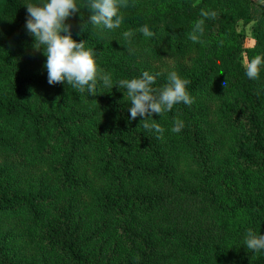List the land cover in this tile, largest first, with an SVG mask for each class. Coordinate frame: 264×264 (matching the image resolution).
<instances>
[{
  "label": "trees",
  "instance_id": "trees-1",
  "mask_svg": "<svg viewBox=\"0 0 264 264\" xmlns=\"http://www.w3.org/2000/svg\"><path fill=\"white\" fill-rule=\"evenodd\" d=\"M201 9L216 16L193 43ZM121 11L119 29L88 25L83 7L66 23L114 79L169 68L189 80L191 105L153 114L159 135L130 119L118 86L49 85L26 5L0 0V264H264L242 245L249 228L264 234V71L250 80L243 66L264 52V6L126 0ZM22 241L44 248L38 261Z\"/></svg>",
  "mask_w": 264,
  "mask_h": 264
},
{
  "label": "clouds",
  "instance_id": "clouds-1",
  "mask_svg": "<svg viewBox=\"0 0 264 264\" xmlns=\"http://www.w3.org/2000/svg\"><path fill=\"white\" fill-rule=\"evenodd\" d=\"M27 8L25 29L34 38L33 48L42 50L46 56L44 68L47 72L49 85L66 83L73 89L89 95L101 89H112L118 86L130 101L128 112L130 119L140 116L143 128L162 134L164 129L153 114L161 117L171 111L175 105H191L193 98L188 91L189 80L175 69L161 68L159 71H142L131 78L114 79L110 71L100 66L99 54L86 42L73 38L71 25L66 21L81 8L88 12L87 24L93 28L114 30L119 29L124 21L122 9L126 0H23ZM216 16L215 11L200 10L188 39L196 43L203 36L205 22ZM137 31L144 37L151 38L154 33L147 24ZM123 37L132 35L124 31ZM245 75L250 80L259 78L264 71V52L254 55L243 65ZM166 74V75H165ZM165 76V83L157 85V78ZM184 127L183 120H175L171 128L179 133ZM242 245L252 252L264 251V234L253 229L246 230Z\"/></svg>",
  "mask_w": 264,
  "mask_h": 264
},
{
  "label": "rangeland",
  "instance_id": "rangeland-1",
  "mask_svg": "<svg viewBox=\"0 0 264 264\" xmlns=\"http://www.w3.org/2000/svg\"><path fill=\"white\" fill-rule=\"evenodd\" d=\"M253 22H251L247 27H246V41L245 45L246 47H252L255 44V32L254 29L252 28ZM248 62L246 53L243 54V63L246 64ZM216 170V169H215ZM222 172H225L223 170ZM224 177L228 175H222ZM23 245H27L30 247V253H33L37 255L36 261L40 259V255L44 253V248L42 246L36 247V245L32 241L24 242L22 241L21 243H15L16 248L20 249ZM22 255V253H21ZM217 259L214 260V262H217V264H221L220 261V256H216Z\"/></svg>",
  "mask_w": 264,
  "mask_h": 264
},
{
  "label": "water",
  "instance_id": "water-1",
  "mask_svg": "<svg viewBox=\"0 0 264 264\" xmlns=\"http://www.w3.org/2000/svg\"><path fill=\"white\" fill-rule=\"evenodd\" d=\"M253 3L257 4V5H263L264 6V0H250Z\"/></svg>",
  "mask_w": 264,
  "mask_h": 264
}]
</instances>
